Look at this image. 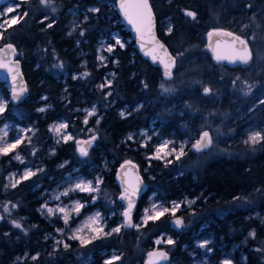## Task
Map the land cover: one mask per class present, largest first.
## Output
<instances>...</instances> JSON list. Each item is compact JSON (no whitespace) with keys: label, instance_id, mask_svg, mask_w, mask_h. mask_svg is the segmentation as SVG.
Here are the masks:
<instances>
[{"label":"trees","instance_id":"16d2710c","mask_svg":"<svg viewBox=\"0 0 264 264\" xmlns=\"http://www.w3.org/2000/svg\"><path fill=\"white\" fill-rule=\"evenodd\" d=\"M115 2L54 0L62 10L57 16L45 19V12L35 0H25L19 7L21 18L14 25L6 24V31H3L4 44L12 43L17 49V58L28 90L27 98L18 105L13 104L11 112L6 113L8 120L17 124L34 123L39 133L49 123L59 119L66 120L69 127L73 125L80 129V118L75 108L83 107L80 100L94 98L93 86L102 81L105 72L110 71L114 76L110 86L104 90L110 94L106 100L97 98L106 109L96 128V145L103 156L113 158L115 164L104 174L102 187L117 199L116 203L121 204L114 178L115 167L125 161H132L138 166L146 183V191L137 204L133 222L137 220L149 193H156L166 203L180 201L185 197L196 199L191 212L176 213V216L184 218V224L189 217L195 219L185 231L176 233L172 230L173 216L170 214L158 221L149 222L139 230L124 224L119 233H112L86 245L84 256L89 254L99 261V253L102 251L118 249L126 264H141L151 249L149 240L167 233L175 242L161 248L170 253V261H174L179 254L184 262L190 263L180 248L190 247L191 233L198 232L199 236L211 237L215 241L222 238L223 241L240 243L252 231L254 239L248 240V246L244 249L248 262L264 264L260 256L264 252L250 250V247L264 249V244L258 242L264 241V139L254 145L244 142L249 129H257L264 136V103H258L264 94V0H149L156 18L158 37L175 58L176 67L169 81L179 82L176 87L178 99L163 94L161 85L164 78L161 70L151 66L136 53L132 37L116 12ZM90 5H96L99 12H88L85 19L79 17L76 36L72 40H64L67 29L65 24L68 21L67 16H62L64 10L70 7L85 9ZM187 12L195 13V19L186 15ZM24 13L27 15L24 16ZM39 18L42 20L38 21ZM166 19L171 24L168 32L162 26ZM49 24L52 26L48 27ZM217 29L230 31L249 42L253 55L246 68L228 69L211 62L206 50V34ZM114 33L128 40L126 45L114 47L108 65L96 71L91 82L71 81L69 74L81 59L94 58L99 41L110 39L111 42ZM75 43L78 44V50L69 53ZM44 48L54 50L60 61L70 57L71 63L57 77L52 69H44L43 65L33 68L38 62L40 51L46 50ZM255 48L262 57L257 62ZM79 52L82 55L76 57ZM112 61H115L114 65ZM229 77L245 78L254 85V89L248 96H235L229 91ZM62 80L65 84H61ZM205 87L211 89L208 96L203 95ZM75 88L83 93L78 103L74 99L77 94ZM66 89L73 93L67 104L66 100H62ZM43 95L47 96L51 109L39 113L36 109ZM175 99L182 103V116L167 113V108ZM122 110L133 112L119 119L117 113ZM150 126L158 130L162 137L173 136L176 140L194 139L201 130L209 128L213 145L200 152L187 150L180 160L171 158L172 163L151 161L148 168L152 179L149 180L143 169L150 160L143 159L138 151L126 147L121 139L132 129H148ZM78 136L84 137V134ZM150 153L146 151L147 155ZM100 160L95 156L93 147L87 158H80L71 142L57 148L56 156L45 163L69 161L71 165L79 166L82 162L98 164ZM1 180L0 187L3 185ZM86 213L84 211L82 216ZM255 213L258 216H253ZM30 215L33 217L35 214ZM36 233L38 228L30 233L29 240H21L1 222L0 264H18L15 263L16 259L25 253L37 255V258L21 264H79L75 254L69 252L75 242H68L67 250L60 257L62 250H50L41 241L33 243L31 238Z\"/></svg>","mask_w":264,"mask_h":264},{"label":"rangeland","instance_id":"374dc122","mask_svg":"<svg viewBox=\"0 0 264 264\" xmlns=\"http://www.w3.org/2000/svg\"><path fill=\"white\" fill-rule=\"evenodd\" d=\"M22 1L25 0H14L4 6H1L0 11L6 10L8 6L15 5L17 3L20 4ZM35 1L38 3L39 7L42 8L45 13H47V18L50 15L57 16V14L62 10L54 3V0H50V3H41L40 0ZM53 7L56 9L55 12L52 11ZM92 8H97V6L90 5L85 9L70 7L64 10L62 16L68 17V21L65 24V27L67 29L63 37L64 40H72L76 36L78 32L77 22L79 20V17L85 19L87 13L91 12L89 11V9ZM18 14L20 15L19 8L18 12H14L11 15L17 16ZM162 23V26L165 27L166 32H168L171 28L170 22L168 21V19H166ZM116 38H119L124 46L126 45V42H128V40H123L118 33H114L111 36V42H109L110 39L99 41L94 53L95 57L81 59L76 68H74L73 72L69 74L71 81L80 80L81 82H91L93 79V74L108 65V60L112 55V52H107V47L109 45H114ZM246 42L249 46V42ZM3 44L4 41L2 38L0 39V46H2ZM77 46V43L73 44V47L69 49V53L74 50H78ZM254 50L257 49L255 48ZM251 54L253 55V51H251ZM81 55L82 53L79 52L76 57H79ZM101 57H103V60L100 59ZM261 58L262 57L260 54H258L257 50L255 61L257 62ZM37 59L38 62L34 64L33 68L35 69L38 67V65H43L44 69H52L55 77L59 76V74L64 71L65 66L71 63L70 57H67L63 61L58 60L56 53H54V50L52 49L50 51H48L47 49L40 51V56H38ZM114 63L115 61L111 62L112 65H114ZM104 74L105 75L102 81L94 85L92 88L94 92V98L80 100L79 102L83 104V107L75 108V112L79 114L80 118V129L74 128L73 125L69 127V124L66 120L59 119L49 123L46 126L45 130L40 133L34 123L17 124L6 118V113L11 112V107L13 104L11 102L10 91L8 90L7 83L5 81H0V99L7 102L6 111L3 114H0V137H2V139H0V146H3V143L5 141H13L18 136L24 137L23 142L14 152L10 153L9 155L0 156V180L2 179L1 181L3 182V185L0 187V217H3L2 219H0V223L2 222L9 228H11V230L18 235L17 238H21V240H29L28 238L30 236V233L33 232L34 229L38 228V233H36L31 238L33 240V243L41 241L42 243L45 242L48 246V249L50 250H58V252L62 250L60 253V257H62L65 253V250H67L64 247V244L68 245V242L70 241L75 242L73 249H71L69 252L75 254V260L79 261V264H104L105 260H108L113 256L120 257L119 260L115 261V264H126L123 260L124 257L121 255V251L118 249H109L102 251L101 253H99V261H97L92 255L87 254L86 256H84V251L87 250L85 248L86 246H82L77 240L68 238L78 227H81L89 217L94 216L97 212H99L103 217L101 223L104 225L105 232H111L112 229L118 226L121 227V230L124 228V218L122 215L124 206L116 203L117 199H115V197L108 190L102 187L104 174L108 173L111 170L112 166L115 164V160L113 158H105L102 151L96 145V140L98 138V131L96 128L102 120V116L104 113L103 110L106 109L104 106L100 105V102L97 98H103L104 100H106L109 95L107 91L104 92V90H106V88H108L109 86H105L103 88H101L100 86L102 84L107 85V82L109 81L112 82V78L114 76L110 71L105 72ZM63 76L66 77L67 74L64 73ZM242 79L243 80L237 79L236 77L228 78V80L231 81L230 86H228L231 94H234L235 96H248L254 89V85L251 82H249L245 78ZM178 83L179 82L177 81L172 82L163 79V83L161 85L163 94L167 96H174L176 99H178L176 93V87L178 86ZM61 84H65V81L62 80ZM250 86L251 91L247 95H245V92H248ZM165 89H170V91L166 92ZM75 92H77V94L75 95L74 99L76 103H78L79 97L82 96L83 93L81 91H78L77 88H75ZM72 94V92L66 89L62 100H66L65 102L67 104L68 98H70ZM203 95L208 96L210 94H204L203 92ZM176 99L173 101L170 107L167 108V113H176L178 116H182L184 114L183 109H181L182 103ZM263 100L264 94L260 96L258 103ZM39 102L40 105L37 107L36 112L44 113L51 109V105L46 95H43L39 99ZM183 107L186 108L185 105ZM254 107L255 105L251 109H253ZM40 108H45L46 111L41 112L38 110ZM93 108H95L96 110L95 114L88 115V113L91 112ZM131 112L133 111L122 110L119 111L117 115L119 119H124L129 114H131ZM85 119H87V124L84 123ZM91 121L93 122L91 123ZM60 124H67V128L61 129L58 133L56 131V128ZM205 124L207 126V123ZM73 130H75V132ZM5 131L7 132V136L3 135ZM203 131H209L211 136V130L208 128L206 130H201L199 134L194 137V139L184 138L182 140H176V138H174L173 136L162 137L159 131L154 129V127L152 126H150L148 129L135 128L122 137L121 143L128 148L138 151L143 159L150 160V162H148V165L144 167L143 172L146 174L147 178L151 180L152 176L149 173L148 168L151 161H158L160 163L166 162L165 160L150 158L154 154L155 147L159 143H162L164 140H169L172 142V145L170 146H175L177 148H179V146L183 144L186 153L187 150H192V145L196 143V140L199 139L200 134ZM257 131L259 130L249 129L244 142L250 145H254L251 142L246 141H248L249 135L251 133ZM81 133L84 134V137L78 136ZM67 134H71L74 139L69 140L68 142H64L62 137ZM93 135L96 137V140L92 143L91 147L95 148V156L101 159L100 163L93 164L82 162L79 166H73L69 163V161H61L60 163L55 164L45 163L46 160H51L56 156L57 148L71 142L74 143L79 138L88 139ZM149 137H151V139H149ZM148 150L151 151V153L147 155L146 151ZM33 152H35L34 155ZM17 154L20 155L23 163L15 159V156ZM204 157L206 158V156ZM171 158L173 157H168V159ZM61 165H63V167ZM26 168H31L33 171H36L37 169L42 170L38 171L37 175L31 177L29 180L23 181L18 184L17 187L12 188L11 184L14 183L16 179H19ZM98 178L102 181L99 184L98 192L88 194L75 191L70 192L68 196L61 195L59 200L55 199L57 195H60L66 189L73 187L77 180L82 179L86 181H92L95 185V182ZM12 191L13 193L9 195V193H11ZM93 195L97 197L95 202H93L91 198ZM75 201H79L80 203L84 204V207L81 209L79 215H76L74 212L71 213V218L69 219L68 224L64 223L63 219L61 218V214L56 213L53 215H49L47 209L42 207L43 205L47 204L48 207L53 209H55L57 205L68 206L69 208H71L72 204ZM144 202L145 205L140 210L137 220L133 222L132 219L133 225L138 226L131 227L134 230H139L145 227L149 222H152L149 221L147 224H144L143 217L145 215V210H151L154 204L162 205L165 207H171L174 203L180 204L181 207L177 212L187 211L189 213L191 212L190 209L194 206L196 199L185 197L180 201H170L166 203L164 201H161L156 193H149L145 197ZM5 207L9 209V212L4 211ZM84 211H87V213L82 216V213ZM30 213H33L35 215L32 217ZM149 214H151L150 211ZM253 216H258V213L253 214ZM176 218H181L183 221L182 226L180 227L171 225L172 230H174L176 233L185 231L186 228L191 226L195 221L193 217H189L184 224V218L182 216H175L171 219V223H173ZM12 221L20 223L22 227L19 229L13 227ZM110 225H113L111 226L112 229L109 227ZM250 233L253 232H249L240 243H233V241H223L222 238H220L218 241H215L211 237L205 238L203 236H199L198 232L191 233L189 235V237L192 239L190 247L180 248V252H185V256L190 260V263L184 262L178 254L176 255L174 261H170L169 264H223L225 260H230L231 264H249L248 255L244 249L248 246L247 241L254 239L253 236L249 235ZM82 234L88 235L87 229H85V232ZM162 236L165 239L171 238L175 242V239H173L171 235L167 233L159 234L149 240L152 244L149 251L164 250V248H161V246H170L165 243H161L159 245L155 243V241ZM204 241H207V245L206 247L202 248L199 245ZM258 242H261L262 245L264 244V241L260 240ZM250 250H253L254 252L259 251L260 253L264 252V249H261L259 247H250ZM169 251L171 252V250ZM254 256L255 255L252 254V258H254ZM260 256L263 257L262 261L264 263V255L260 254ZM33 257H35L36 259L37 255L30 256L29 254L25 253L23 256L17 258L15 263L21 264L25 261H28L29 263L35 260L33 259ZM143 261L141 264H143ZM252 262L254 263L255 261L252 260Z\"/></svg>","mask_w":264,"mask_h":264},{"label":"snow or ice","instance_id":"6c2138e0","mask_svg":"<svg viewBox=\"0 0 264 264\" xmlns=\"http://www.w3.org/2000/svg\"><path fill=\"white\" fill-rule=\"evenodd\" d=\"M41 3H50V0H40ZM20 7V4L17 3L15 5L8 6L6 10L0 11V39L3 38V31H6L5 25H14L18 22V20L21 18L18 14L17 16H12L11 14L14 12H18V8ZM119 8L121 12L123 13L124 18L126 19L127 23L132 25L134 30L136 31L139 39L141 40V47L143 48L145 45H152L148 50L145 51L146 56H150L153 61H156L159 58V62L164 65L166 70H170L172 65L174 64V61H172L170 58H167V53L165 52L163 56H158L157 54V47L162 48V45H158L154 35L152 34V23H153V14L152 10L148 4V0H120L119 2ZM52 11L55 12L56 9L53 7ZM91 12L98 13V8H92L89 9ZM24 16L27 15V13L23 14ZM186 15L189 17H192L195 19V13L193 12H187ZM87 18V17H86ZM47 19V17H45ZM52 25L49 24L48 27H51ZM219 35H225L227 37H230L231 40L226 42L227 48L229 51H219L218 50V42L217 47L212 48L214 59L217 62L221 61H227L229 64H235L237 62H240L242 64H247L249 62L250 56L247 50V42L243 39H241L240 36L234 35L232 32L228 31H222L217 30L215 32L209 33V36L211 37L212 34ZM81 35H83V32H81ZM238 45L240 47H238ZM115 46L124 47V44L119 38L115 39L114 45H109L107 47V52L111 53L114 50ZM210 47H212L210 45ZM248 53L247 55L245 53ZM16 54V49L13 44L7 43L3 48H0V69H5L12 78V97L11 99L13 101H19L24 93L26 92V88L23 86H20L17 84L18 76H19V68H18V61H15L12 59L13 56ZM103 60V57L100 58ZM167 60V62H166ZM166 75H170V71L166 72ZM110 81L107 82V85L102 84L100 87L103 88L105 86H110ZM235 83V82H234ZM165 91H170V89H165ZM251 91V86L248 89V92H245V95H247ZM204 94H209L211 92V89L205 87L203 89ZM110 94V93H109ZM261 103H264V101H261ZM7 102L0 99V114H3L6 111ZM41 112L46 111L45 108L38 109ZM95 108L91 110V112L88 113V115L95 114ZM85 124H87V119L84 121ZM7 127V126H6ZM67 128V124H60L56 131L59 133L61 129ZM4 136H7V132L5 131ZM2 139V137H0ZM64 142H68L69 140H73L71 134L64 135L62 137ZM96 137L93 135L90 139L87 140H77L76 144L78 146L79 154L82 157H86L88 155V148L91 147L93 141H95ZM151 139V137H149ZM262 139H264V136L261 135L259 131L251 133L249 135L248 141L252 144H256L260 142ZM24 137L18 136L13 141L7 142L5 141L3 143V146H0V156L3 155H9L10 153L14 152L19 145L23 142ZM213 141L210 136L209 131H203L200 134V137L198 140H196V143L192 145V147L197 151L200 152L202 149L208 148L210 145H212ZM172 145V142L169 140H164L162 143H159L154 150V154L151 159H157V160H165L167 163H172L171 159H168V157H173L175 160H180L182 156L185 155V149L184 145L181 144L179 148ZM35 152H33V155ZM16 160H19L23 163L21 160V157L19 154L15 156ZM63 167V165H61ZM42 169H37L36 171H33L31 168H26L23 172V174L19 177V179H16L14 183L11 184L12 188L17 187L18 184H20L23 181L29 180L31 177L37 175L38 171H41ZM139 178H137V181ZM102 181L98 178L95 182V185L92 181H86V180H77L73 187L66 189L63 193L60 195H57L55 197L56 200L60 199V196H68L70 192L79 191L82 193H88L92 194L99 191V184ZM131 192L128 191L126 188L124 191V194L121 195V200L127 201V206L125 210L123 211L122 215L125 218V225L127 227H134L136 225H133L132 223V210L134 207L132 196L136 194L139 191L138 183L137 185H130ZM92 201L95 202L96 196H92ZM15 207V206H13ZM43 208L47 209V212L49 215H53L56 213L61 214V218L63 219L65 224H68L69 219L71 218V213L74 212L76 215H79L81 212V209L84 207V204L80 203L79 201H75L71 208L68 206H61L57 205L55 209L50 208L47 206V204L42 206ZM180 204H173L171 207H165L162 205H153L151 210H145V215L143 217V223L147 224L149 221L155 222L160 220L162 217H164L167 214L172 215L173 217L176 216L177 211L180 209ZM5 212H9V209L7 207L4 208ZM149 211L151 214H149ZM3 217H0L2 219ZM103 217L99 212H97L94 216L89 217L88 220L81 226L78 227L73 234L68 237L72 240H77L82 246H86L90 243H92L94 240L102 238L104 236H109L112 233H119L121 231V227L118 226L111 230V232H105L104 231V225L101 223ZM175 226L180 227L182 226V219L176 218ZM13 227L15 228H21L22 225L16 221H12ZM138 227V226H136ZM85 229H87L88 235H84L82 233L85 232ZM62 231V230H58ZM250 236L254 237V233H250ZM157 245L161 243H165L167 245L174 244V241L171 238L165 239L163 236L155 241ZM207 241H204L200 243V247H206ZM64 247L67 248L68 245L64 244ZM149 257H159L160 259H167V254L163 251H153L149 253ZM35 259V257H33ZM119 256H113L109 258L108 260H105L104 264H115V261L119 260ZM150 264H153V261L150 259ZM223 264H231L230 260H225Z\"/></svg>","mask_w":264,"mask_h":264},{"label":"water","instance_id":"95a60500","mask_svg":"<svg viewBox=\"0 0 264 264\" xmlns=\"http://www.w3.org/2000/svg\"><path fill=\"white\" fill-rule=\"evenodd\" d=\"M12 1H14V0H0V7L4 6V5H6V4H8V3L12 2ZM119 2H120V0H116L115 9H116V12H117L120 20H121V23L124 25V28L130 33V35L132 37L136 53L143 60L147 61L151 66L160 69L164 79H166L168 81L171 80L172 77H173V72H174L175 67H176L175 58L173 57V55L169 51V48L167 47V45L158 37L157 30H156V18H155V15H154V12H153V9L151 7V4H150L149 0H148V4H149V6H150V8L152 10V14H153L152 34L154 35L157 44L163 46L162 48L157 47V54H158V56H163L164 53L166 52L167 53V58H170L172 61H174V64L172 65L170 70H166L165 69L164 65L159 62V58L156 61H153L150 56H146L144 54L146 50H148L150 47H152V45H145L143 48L141 47V43L142 42L139 39V37H138L136 31L134 30V28L132 27V25L128 24L126 19L124 18L123 13L121 12V10L119 8ZM217 30H219V29H217ZM217 30H211V31H209L206 34V50H207V53H208V55H209V57L211 59V62L214 65H216V66H223V67L228 68V69H244V68H246L252 61V54H251V50H250L248 44H247V50H248L250 59H249V62L247 64H242L240 62H237L235 64H229L227 61L217 62L214 59L212 48L213 47L214 48L217 47V42H218V50L227 52V51H229V49L227 48L226 42L231 40L230 37H227L225 35L217 36L216 34L213 33L211 35V37L209 36V33L215 32ZM222 31H227V30H222ZM228 32H230V31H228ZM241 39H243V38H241ZM6 44L7 43L3 44L2 46H0V48H3ZM210 45L212 47H210ZM238 47H240V46L238 45ZM15 49H16V47H15ZM248 53L246 52L245 54L247 55ZM16 57H17V49H16L15 56L12 57L13 60L18 61L19 76H18L17 84L20 85V86L25 87L26 88V92L24 93V95L22 96V98L19 101H13L11 99V102L14 105L20 104L28 96L26 79H25V77H24V75L22 73L21 63H20V61L18 59H16ZM166 62H167V60H166ZM168 71H170V75H166V72H168ZM0 81H5L7 83L8 90L10 91V98H11L12 97V86H13L12 78H11V75L5 69H0ZM90 138H88V139H90ZM77 140H87V139L79 138ZM76 141L74 142V149H75L77 155L80 158H82V159L87 158L88 155H89L91 147L88 148V155L86 157H82L79 154L78 146L76 144ZM208 148L202 149L201 151H205ZM192 150L197 152L194 148H192ZM114 178H115V183H116V185L119 188V192H120L119 200H120L121 204L124 206V210H125V208L127 206V201L126 200H121L120 199L121 195L124 194V191H125L126 188L128 189L129 192H131L132 189H131L130 185H137V183H138L139 191L132 196V201H133L134 207H133L131 215H132V219H133V215H134V213L136 212V209H137V204H138L140 198L142 197V195L146 191V184H145V181L143 180V178H142V176H141V174L139 172V168L134 162L125 161V162L121 163L116 168ZM137 178H139L138 181H137ZM124 224H125V218H124ZM172 225H175V223L173 222ZM155 251H163V252H165L167 254V259L166 260L165 259H160L159 257L150 258L149 257V253H151L153 251H149L146 254L145 258H144L143 264H150V259L153 261V264H169L170 263L171 257H170L168 252H166L164 250H155Z\"/></svg>","mask_w":264,"mask_h":264},{"label":"flooded vegetation","instance_id":"af4514ba","mask_svg":"<svg viewBox=\"0 0 264 264\" xmlns=\"http://www.w3.org/2000/svg\"><path fill=\"white\" fill-rule=\"evenodd\" d=\"M45 16H47V13H45ZM52 17H55V15H50V16H48V18H52ZM41 20H42V18H39L38 21H41ZM16 59H18V58L16 57Z\"/></svg>","mask_w":264,"mask_h":264}]
</instances>
